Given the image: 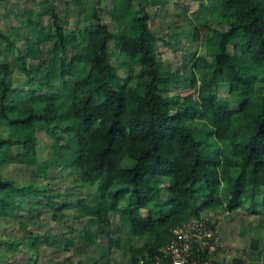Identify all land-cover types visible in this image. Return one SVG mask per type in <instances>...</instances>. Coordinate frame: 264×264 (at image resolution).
Segmentation results:
<instances>
[{
    "label": "trees",
    "instance_id": "1",
    "mask_svg": "<svg viewBox=\"0 0 264 264\" xmlns=\"http://www.w3.org/2000/svg\"><path fill=\"white\" fill-rule=\"evenodd\" d=\"M141 1L112 0L107 11L118 25L114 32L98 8L90 10L91 0L65 1L78 18L70 30L69 15L42 0V12L22 11L32 35L25 53L11 30L0 31L6 52L0 58V223L13 220L24 233L1 238L0 262L20 246L78 247L72 237L30 227L49 209L58 224L69 221L72 209L76 219L88 218V229H103L108 244L90 264H115L116 255L120 264H172L163 249L192 219L215 229L219 209L264 216V0H197L208 18L196 24L187 12L177 14V26L188 20L201 46L185 74L159 58L150 24L147 6L167 0ZM42 14L50 22L40 26ZM45 54L50 61L43 65ZM17 70L26 75L21 85L11 82ZM51 72L54 83L44 78ZM222 84L229 99L219 95ZM167 85L185 91L167 94ZM41 131L53 158H39ZM12 166L44 178L68 172L71 188L56 193L35 179H11L3 170ZM58 194L64 199L56 200ZM251 247L262 255L259 239ZM221 252L217 247L212 264H226L215 259ZM71 258L56 264L74 263Z\"/></svg>",
    "mask_w": 264,
    "mask_h": 264
},
{
    "label": "rangeland",
    "instance_id": "2",
    "mask_svg": "<svg viewBox=\"0 0 264 264\" xmlns=\"http://www.w3.org/2000/svg\"><path fill=\"white\" fill-rule=\"evenodd\" d=\"M21 1V0H20ZM63 18L69 15L68 29L75 28L77 17L72 15V8L65 5L66 0H51ZM71 1V0H69ZM207 0L206 3H208ZM42 0H22L21 2L12 0L9 5L4 3L0 7V31H9L18 37V44L21 46L23 53L26 50V41L32 38L29 28L25 25V15L23 10L31 9L36 13L46 8L45 4H41ZM144 5L146 0L141 1ZM112 4V0H91L89 3L90 10L95 7L99 9L100 17L109 24L112 31H118V25L111 18L107 8ZM9 6V7H8ZM73 7V6H72ZM201 4L197 0H167L165 3L147 6V10L151 17V28L156 37L159 47V58L163 62L170 64L173 72L185 74L190 70V61L188 58L195 52L201 51L199 43L193 41L194 26L188 20H181L177 26V14L187 12V15L194 24L199 21L206 20L208 16L200 12ZM5 12V13H4ZM39 18L40 26L50 22V17L42 14ZM216 42H210L207 46L208 53L216 48ZM4 43L0 41V58L6 55L3 52ZM112 59L115 65H119L120 58L115 49L114 42H110ZM48 55H44L41 63L47 64L50 59ZM31 59H27L29 69H31ZM189 63H188V62ZM187 63V64H186ZM125 68L120 67L119 74H124ZM45 80L49 83H54V75L51 73L45 74ZM26 81V75L20 71H16L11 76V82L16 85H21ZM167 94L181 93L185 90L181 86H165ZM219 95L223 99H229V88L227 84H222ZM39 158L41 160L53 158L54 147L50 145L45 132L41 131L38 134ZM44 170V169H43ZM17 171V172H16ZM20 167H10L3 170L11 179L18 181L35 179L39 182L41 188L50 187L56 193L64 192L71 188V179L68 178V172L61 174L58 171H50L48 178L37 177V171L28 169L23 172ZM19 172V173H18ZM211 176H214L213 174ZM216 178V177H215ZM214 177L212 179H215ZM201 188V185H198ZM56 200L64 199L60 194L55 196ZM197 198L203 200V193L199 191ZM74 206V205H73ZM51 209L44 211L42 217L31 228L42 234L54 231L66 237H72L78 247L63 249L57 246H40L39 250H32L29 247L20 246L18 249L6 252L9 258L8 262L1 261L0 264H56L65 258H70L76 262L79 259L82 261L79 264H90L99 255L103 253V248L108 244V237L103 229L98 225H93L91 229L87 227L88 218L76 219L72 209L67 210L69 221L66 224H58L51 219ZM215 221V232L218 236V247L222 249L221 253L215 255L216 260H224L226 264H264V247L261 256H256L251 247L253 239H259L264 246V216L251 215L245 216V211L241 208L232 212L223 211L213 215ZM113 227H118L120 224L117 215L112 217ZM121 234L126 233L124 227L120 228ZM24 233L18 229V225L13 221H5L0 223V250L5 251L6 241L13 238L23 239ZM4 237L6 240H2ZM24 247L26 251H24ZM75 261H73L75 263ZM112 261L115 264H120L122 258L116 255ZM71 263V264H74Z\"/></svg>",
    "mask_w": 264,
    "mask_h": 264
},
{
    "label": "built area",
    "instance_id": "3",
    "mask_svg": "<svg viewBox=\"0 0 264 264\" xmlns=\"http://www.w3.org/2000/svg\"><path fill=\"white\" fill-rule=\"evenodd\" d=\"M175 233L177 237L163 249L171 257L172 264H212L213 254L219 245L215 229L205 221L192 219L189 224L177 228ZM205 252L206 256L201 260L195 257Z\"/></svg>",
    "mask_w": 264,
    "mask_h": 264
},
{
    "label": "crops",
    "instance_id": "4",
    "mask_svg": "<svg viewBox=\"0 0 264 264\" xmlns=\"http://www.w3.org/2000/svg\"><path fill=\"white\" fill-rule=\"evenodd\" d=\"M16 1H19V2H21L20 0H16ZM10 2H12V0H0V7H1V5H3V6H7V5H9L10 4ZM4 3H6L7 5H4ZM9 7V6H8ZM5 13V12H4Z\"/></svg>",
    "mask_w": 264,
    "mask_h": 264
}]
</instances>
